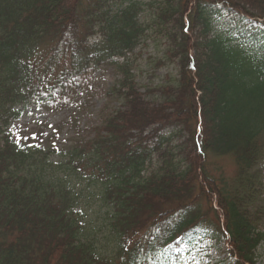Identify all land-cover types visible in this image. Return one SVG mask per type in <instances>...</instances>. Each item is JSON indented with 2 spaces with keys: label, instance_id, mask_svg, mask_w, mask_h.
Returning <instances> with one entry per match:
<instances>
[{
  "label": "trees",
  "instance_id": "trees-1",
  "mask_svg": "<svg viewBox=\"0 0 264 264\" xmlns=\"http://www.w3.org/2000/svg\"><path fill=\"white\" fill-rule=\"evenodd\" d=\"M84 1L0 0V264H190L206 239L223 243L232 264H256L264 242V39L254 46L211 34L206 12L264 30V0H148L152 17L143 25L141 6L128 0L106 26L94 20L119 4L95 0L83 10ZM154 34L164 41L156 66L174 74L146 87L133 56L140 37ZM106 65L118 106L64 154L67 172L90 170L109 211L110 251L101 253L72 212L71 184L46 174L47 153L37 164L8 127L29 102ZM209 157L234 164L227 181L208 172Z\"/></svg>",
  "mask_w": 264,
  "mask_h": 264
},
{
  "label": "rangeland",
  "instance_id": "rangeland-1",
  "mask_svg": "<svg viewBox=\"0 0 264 264\" xmlns=\"http://www.w3.org/2000/svg\"><path fill=\"white\" fill-rule=\"evenodd\" d=\"M119 1L121 0L113 2L106 0L105 2L119 5H112L109 11L105 9L106 15L94 20V23L98 26H106L105 22H110L116 10L128 2V0L122 3ZM132 1L141 6L138 21L143 25V22L152 17V13L144 6L148 0ZM94 2L95 0H85L83 10H88V6L91 8ZM206 13L212 27L211 34H220L235 40L234 44L247 43L254 46L264 39L263 29L253 28L245 22L239 23L237 17L219 12L215 8H209ZM82 25L84 24L80 23V26ZM144 35L146 37L147 32ZM145 37H140L138 47L134 51L133 71L136 81L146 87L160 85L164 83V76L167 73L174 74V70L169 66H156L157 60L163 55L164 41L155 34L151 38ZM60 70L61 67H58L57 71ZM115 78V71L111 66L89 68L85 73L76 74L66 88L55 90L51 96L45 94L39 101L29 102L21 117L8 127L15 141L31 148L33 159L37 164L47 153L45 157L48 164L43 165L46 167V174L53 172L54 180L71 184L75 196L72 212L76 213L84 235L101 253L110 251L104 225L109 211H106L100 193L88 179L90 170L80 165L82 173L67 172L71 168L66 164L69 158L64 154L70 152L74 146L91 139L94 135L93 130L100 126L101 120L117 108V100L109 95ZM141 89V92H145L144 88ZM56 163L59 165L56 166ZM207 169L212 176L221 177L225 181L235 171L234 164L227 158L209 157ZM258 170L264 186V159L260 161ZM262 197L264 198V195ZM203 211H206V208ZM214 245V241L203 242L188 258L190 264H227L223 244H220L219 248ZM196 251L198 253L194 255ZM255 263L264 264V242L257 249Z\"/></svg>",
  "mask_w": 264,
  "mask_h": 264
},
{
  "label": "snow or ice",
  "instance_id": "snow-or-ice-1",
  "mask_svg": "<svg viewBox=\"0 0 264 264\" xmlns=\"http://www.w3.org/2000/svg\"><path fill=\"white\" fill-rule=\"evenodd\" d=\"M22 138H26V137H22Z\"/></svg>",
  "mask_w": 264,
  "mask_h": 264
}]
</instances>
